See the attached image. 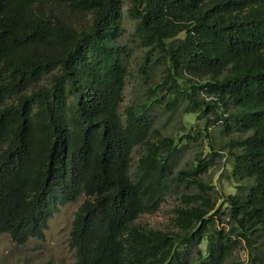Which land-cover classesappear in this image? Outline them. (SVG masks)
Here are the masks:
<instances>
[{"label":"trees","instance_id":"16d2710c","mask_svg":"<svg viewBox=\"0 0 264 264\" xmlns=\"http://www.w3.org/2000/svg\"><path fill=\"white\" fill-rule=\"evenodd\" d=\"M126 1L143 66L162 74L123 118L122 0H0V235L42 238L83 196L76 264H224L242 247L264 264V0ZM157 107L188 118L184 137L151 139ZM215 127L233 175L251 179L218 199L203 181L215 151L171 163L178 141ZM169 185L198 192L179 197L172 228L137 224Z\"/></svg>","mask_w":264,"mask_h":264},{"label":"rangeland","instance_id":"374dc122","mask_svg":"<svg viewBox=\"0 0 264 264\" xmlns=\"http://www.w3.org/2000/svg\"><path fill=\"white\" fill-rule=\"evenodd\" d=\"M122 3L124 34H122L118 43L126 53L124 57L128 69L123 101L120 106V114L124 118L123 111L127 106L141 105L146 101L147 83L157 82L160 80L162 73L158 64L143 66L145 50L140 46L139 41L133 37L134 21L127 15L128 2L122 0ZM152 112H154V126L151 135L153 141L163 137H173L178 140L189 131L191 125L190 122H187L188 118H182L179 113H170L164 108L158 107ZM193 119L194 116L190 118L192 121ZM197 131L190 132L193 139L177 142L178 146L183 144L185 146L171 160L174 170L190 168L202 150L204 154H208L212 150L216 152L217 156L213 157V166L203 175V181L213 186L212 192L215 198L218 199L221 195L235 194L239 192L237 186L247 187L251 184V179L237 178L233 175L231 169L232 158L226 144L229 139L223 134L220 127H215L210 132L202 131L200 134ZM205 133L207 135L210 133V135L205 137ZM139 155L140 148L136 146L132 153L130 170L132 178H135L136 175ZM197 192V189H188L184 185L179 187L169 185L162 196V202L158 210L140 215L136 223L159 230L172 228L173 210L179 204V197L182 194H196ZM83 199L84 197L81 196L72 203L60 206L58 211L49 218L42 238H32L25 244L19 245L12 242L9 235H0V264H76L74 251L69 246V235L74 214ZM224 219L226 220V218ZM202 248H204V245H202ZM247 259V251L242 247L228 258L224 264H247Z\"/></svg>","mask_w":264,"mask_h":264}]
</instances>
